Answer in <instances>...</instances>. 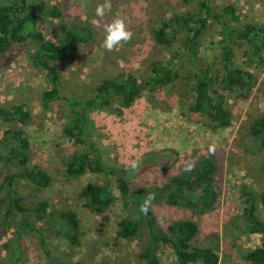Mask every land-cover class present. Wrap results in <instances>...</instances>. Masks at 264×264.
Masks as SVG:
<instances>
[{
	"label": "rangeland",
	"instance_id": "obj_1",
	"mask_svg": "<svg viewBox=\"0 0 264 264\" xmlns=\"http://www.w3.org/2000/svg\"><path fill=\"white\" fill-rule=\"evenodd\" d=\"M104 2L43 0L46 10L39 14L37 26L46 38L58 41L64 29L70 27L86 26L91 30L89 39L78 44L74 56L60 65L64 83L62 94L89 96L103 78H119L128 73L134 74L141 84H145L152 62L161 60L170 63L182 41L181 35H178L172 44H161L154 38L155 28L162 19L173 14L198 12L196 0H110L111 10L106 11L103 18L97 17L95 9ZM227 4L236 9L238 26L243 27L248 22L264 23V0H214L218 11H222ZM52 7H55L57 15L47 13ZM116 18L124 19L126 30L131 31L132 36L109 51L101 44L105 27ZM208 36V40L201 45L200 53L212 64L217 76L221 55L220 29L212 25ZM30 51V43L25 42L12 46L0 58V106L26 104L31 118L27 124L18 125H21L30 141L29 167L46 171L51 177L50 185L43 188L19 178L18 184L26 205H34L41 199L49 203L44 219L40 220L34 213H28L27 218L36 225L48 227L54 222V213L60 210L75 212L79 220L77 244H70L61 238H55L53 242L56 253L63 261L143 264L140 258L143 237L125 239L117 234L119 222L129 214L136 215V212L130 206L126 207L115 186V202L105 211L98 212L87 205L84 192L89 185L103 182V176L89 169L77 177L65 173L66 162L83 147L62 132L64 122L56 121L53 108L44 109L42 95L49 85L45 73L31 64ZM244 51L245 48L241 50L237 47L234 62L253 74L254 87L251 93L238 88L228 92L227 105L233 117L229 127H215L205 117L189 112L188 105L193 101L191 86L196 73V68L191 64L183 68L178 81L156 90L153 99L149 98L146 90L142 92L131 106L123 108L121 115L99 109L90 112L103 133V140L115 147L112 161L129 167L147 151L161 150L169 151L175 157L171 169L152 167L136 178L138 187L162 188L171 176L184 167L197 165L201 157L209 156L216 160L218 166L214 179L220 195L212 211L198 215L183 207L151 205L164 228L178 218L194 220L200 229L199 242L213 234L223 237L224 225L241 212L246 193L256 197V213L264 219V209L258 199L264 189V148L252 143L249 137L253 119L264 113V93L258 88L264 82V51L260 63L250 61V53L244 54ZM221 75L219 72L218 76ZM16 125L0 121V137ZM17 167L19 171L23 169L22 166ZM1 197L0 264H4L11 252L4 245L13 240L17 232L14 226H10L12 223L7 219L10 212ZM260 239L259 234H243L233 240L238 247L249 250L259 245ZM223 250L221 244L219 253L222 259ZM228 254L232 260L237 259L234 251ZM159 255L162 264H177L170 246L162 245ZM17 264H47L30 234L22 238ZM222 264L227 263L223 260Z\"/></svg>",
	"mask_w": 264,
	"mask_h": 264
},
{
	"label": "trees",
	"instance_id": "obj_2",
	"mask_svg": "<svg viewBox=\"0 0 264 264\" xmlns=\"http://www.w3.org/2000/svg\"><path fill=\"white\" fill-rule=\"evenodd\" d=\"M1 1L0 58L12 46L30 43V62L45 73L49 85L42 95L44 109L53 108L56 121L64 122L62 132L83 147L66 162L65 173L77 177L89 169L103 176V182L89 185L84 192L87 205L98 212L105 211L115 202V186L126 207L130 206L136 212V215L129 214L119 222L117 234L125 239L143 237L144 245L140 252L143 264H162L159 255L162 245L172 248L177 264H222L223 260L227 264H264V219L256 213L254 195L246 193L241 212L224 225L222 238L213 234L201 242L198 241L200 229L194 220L178 218L164 228L151 207L152 204L178 206L193 210L198 215L212 211L220 195L214 179L218 166L214 158L201 157L197 165L184 167L171 176L162 188L138 187L136 178L152 167L171 169L175 157L166 150L147 151L135 163V167L120 165L111 159L115 147L103 140L102 131L90 116L94 109L121 115L123 108L131 106L145 90L149 98L153 99L156 90L178 81L183 68L191 64L196 68V73L191 86L193 101L188 105L189 112L205 117L215 127L231 126L233 117L227 105L228 92L238 88L251 93L255 80L245 67L235 64V52L237 47L241 50L245 48L244 54L250 53V61L262 62L264 23L248 22L240 27L237 24L239 16L233 5L227 4L222 11H218L214 0H196L197 13L173 14L162 19L155 28L154 38L161 44H172L178 35H181L182 41L170 63L161 60L152 62L145 84H141L132 73L119 78L105 77L95 86L92 95L79 97L62 94L64 83L60 65L74 56L78 44L89 39L90 28H65L58 41H53L46 38L37 26L39 14L46 10L43 0ZM54 9L52 7L47 13L57 15ZM212 25L220 29L221 35L220 70L217 76L212 64L200 53L201 45L209 38L208 30ZM219 72L222 74L220 77ZM258 88L264 93V82ZM30 118L31 112L26 104L0 106V121L17 124L0 137V195L10 212L7 219L12 224L9 225L14 226L17 232L13 240L4 245L11 250L4 264H17L22 238L26 234L36 241L47 264H81L63 261L53 245L55 238L77 244L79 220L75 212L60 210L54 213V222L48 227L36 225L26 216L34 213L40 220L44 219L49 203L41 199L34 205H26L18 184L19 178L40 188L51 183L46 171L29 167L30 141L21 125L27 124ZM249 137L252 143L264 148V113L253 119ZM17 166L23 169L19 171ZM258 199L264 209V189ZM142 208L147 211H141ZM243 234H259L260 244L249 250L238 247L233 239ZM221 244L223 259L219 253ZM231 251L236 253L237 259L229 258L228 252Z\"/></svg>",
	"mask_w": 264,
	"mask_h": 264
},
{
	"label": "clouds",
	"instance_id": "obj_3",
	"mask_svg": "<svg viewBox=\"0 0 264 264\" xmlns=\"http://www.w3.org/2000/svg\"><path fill=\"white\" fill-rule=\"evenodd\" d=\"M111 10L110 0H105V2L101 5L98 4L95 9V15L97 17L103 18L106 11ZM105 36L103 38L101 47L106 50H112L114 45H118L120 42H127L131 36L132 32L126 30L125 21L122 18H116L111 23L107 24L105 27ZM132 167H135V163H133ZM150 199V197H149ZM141 211L146 212V208H142Z\"/></svg>",
	"mask_w": 264,
	"mask_h": 264
}]
</instances>
